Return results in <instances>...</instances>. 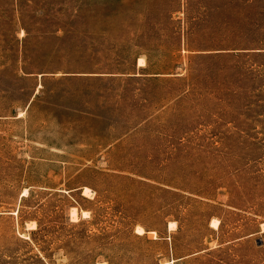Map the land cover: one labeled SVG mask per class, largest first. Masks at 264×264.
<instances>
[{"label": "rangeland", "instance_id": "obj_1", "mask_svg": "<svg viewBox=\"0 0 264 264\" xmlns=\"http://www.w3.org/2000/svg\"><path fill=\"white\" fill-rule=\"evenodd\" d=\"M0 264H264V0H0Z\"/></svg>", "mask_w": 264, "mask_h": 264}, {"label": "bare ground", "instance_id": "obj_2", "mask_svg": "<svg viewBox=\"0 0 264 264\" xmlns=\"http://www.w3.org/2000/svg\"><path fill=\"white\" fill-rule=\"evenodd\" d=\"M174 227V226H173ZM172 226L170 227L171 229L173 228Z\"/></svg>", "mask_w": 264, "mask_h": 264}]
</instances>
